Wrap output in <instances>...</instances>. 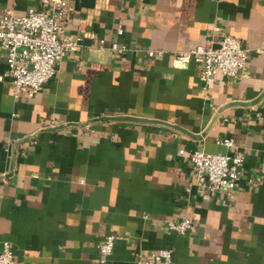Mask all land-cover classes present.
<instances>
[{"label":"crops","instance_id":"0c3cea01","mask_svg":"<svg viewBox=\"0 0 264 264\" xmlns=\"http://www.w3.org/2000/svg\"><path fill=\"white\" fill-rule=\"evenodd\" d=\"M67 1L80 48L39 93L13 96L0 47V248L15 264H137L162 248L170 264H264V0ZM30 8L46 10L0 0ZM223 35L250 50L247 74L206 84L176 61ZM195 149L244 156L232 193L198 186ZM183 217L188 232L168 228ZM108 234L121 238L101 263Z\"/></svg>","mask_w":264,"mask_h":264},{"label":"built area","instance_id":"2783aa9c","mask_svg":"<svg viewBox=\"0 0 264 264\" xmlns=\"http://www.w3.org/2000/svg\"><path fill=\"white\" fill-rule=\"evenodd\" d=\"M46 10L28 9L24 15L16 16L10 10L0 13V47L6 52V70L3 77L10 80L12 94L33 97L57 73V65L68 54L80 48L79 36L65 35L66 16L71 11L67 0H38ZM122 33L121 28L117 29ZM112 51L122 54L124 46L112 43ZM162 52L150 51V57L161 56ZM250 50L240 39L223 35L218 43L197 46L188 51H179L175 59L182 65L196 62L201 65V77L206 84H219L223 79H234L247 74ZM231 147L233 137L218 140ZM185 150L182 149L181 153ZM191 161L198 186L211 194L232 193L238 186L244 156L240 153L221 154L195 149ZM170 230L186 233L193 221L189 217L167 222ZM121 236L108 234L99 244V262L104 263L112 253L114 243ZM173 250L162 248L150 255L136 257L137 264H170ZM0 264H15L13 248L3 241L0 248Z\"/></svg>","mask_w":264,"mask_h":264}]
</instances>
